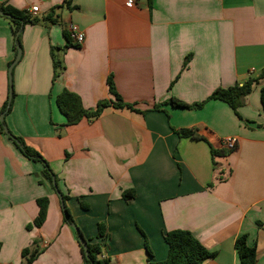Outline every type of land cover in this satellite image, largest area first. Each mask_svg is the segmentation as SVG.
I'll return each mask as SVG.
<instances>
[{"label":"crops","instance_id":"obj_1","mask_svg":"<svg viewBox=\"0 0 264 264\" xmlns=\"http://www.w3.org/2000/svg\"><path fill=\"white\" fill-rule=\"evenodd\" d=\"M1 6L37 7L20 36L5 125L48 163L84 239L95 240L102 223L110 264H145L146 246L152 259L164 260L162 235L181 229L214 253L203 264H239L234 241L246 235L255 264H264L263 81L237 114L218 100L199 110L163 104L170 97L201 102L264 67V0H135L131 7L124 0H0ZM69 24L85 35L77 47L63 34ZM16 51L11 23L0 16V110ZM108 76L140 112L108 107L92 122L64 126L60 92L93 109L111 98ZM180 129L204 141L178 138ZM225 138L236 139L235 149L212 157L210 147L221 151ZM124 190L133 198L124 201ZM40 197L49 200L45 221L27 229ZM31 256L30 264H82L42 166L0 130V264H25Z\"/></svg>","mask_w":264,"mask_h":264},{"label":"trees","instance_id":"obj_2","mask_svg":"<svg viewBox=\"0 0 264 264\" xmlns=\"http://www.w3.org/2000/svg\"><path fill=\"white\" fill-rule=\"evenodd\" d=\"M0 11L3 12V16L7 18L11 23L12 32L14 35V47L16 49L18 47L20 48V36L23 32L24 26L27 24H33L35 20L28 11L17 10L10 6H1ZM47 20H49L50 22H54L50 16L47 17ZM63 34L65 36L67 45H70L71 41L69 39L67 31L65 30ZM189 60L190 56H186L183 62V68L186 67ZM54 68H56L55 64ZM261 80L263 81V84L260 88V103L264 112V67L255 75H249L247 81L242 84H234L233 86L227 88L215 89L205 100L201 102L186 104L174 97H170L163 104H169L173 108L199 110L207 101L218 100L227 104L231 108V110L235 114H237L238 108L243 106L245 97L250 94L253 85L257 84ZM106 84L111 98L109 100L99 101L93 109H85L80 101V98L76 94L71 93L68 90H62L56 97V106L59 112L65 118L64 126L76 125L82 119H86L88 122H92L101 115L104 109L108 107H112L117 110L126 109L133 112H140L135 108L134 104H127L121 99V97L115 91L111 76H108V78L106 79ZM12 89L13 87L11 80L9 83V91L11 94L10 100H8L7 97L0 110V115H3V120L0 121V130L8 138V140L11 141V143L21 153L22 156L34 163H39L42 166V177L50 185L51 189L55 193L56 191L59 193L58 198L63 214V221L70 227L74 225L73 229L75 230L78 242V238H84L81 235L79 229L75 226V222L66 206V201L69 199V197L60 190L58 186L57 176L51 171L48 163L43 159V157L36 150L26 145L21 137L14 136L8 129L6 133L4 132V127H6L4 118L11 109L13 99ZM152 110H159L158 105H154ZM144 112L145 111H142L141 113ZM174 133L178 136V138H190L193 140L204 141V138L197 135L195 130L180 129L174 130ZM210 152L212 157H220L227 154L224 150L216 151L211 147ZM54 186H56V190L54 189ZM133 194V190H124L121 193V198L124 201H128L133 198ZM36 204L38 207L37 216L35 217L33 222L27 226V229L32 227L39 228L45 221L47 215V207L49 204L48 198L40 197L36 200ZM79 204L81 209H88V205L86 203L80 202ZM105 237L106 235L104 225L102 223H97L95 240L84 239L86 241L85 250L78 242L82 264H110L109 259L104 256L105 246L102 243V239H104ZM162 238L167 247V254L165 259L161 261L152 259V254L145 244L149 256V260H147L145 264H203L207 259L214 257V253L208 251L189 231L181 229L171 230L165 232L162 235ZM246 239V235H241L234 241V248L237 252L239 264H255V248L248 246L246 243ZM21 254L22 257H26V255L28 254V250L24 249ZM32 258L33 256L27 258L25 264H30Z\"/></svg>","mask_w":264,"mask_h":264},{"label":"built area","instance_id":"obj_3","mask_svg":"<svg viewBox=\"0 0 264 264\" xmlns=\"http://www.w3.org/2000/svg\"><path fill=\"white\" fill-rule=\"evenodd\" d=\"M134 3L135 0H124V4L126 7H131L132 5H134ZM36 11H37V7H31L28 12L30 13L31 16H33L35 15ZM66 31L73 45L79 46L83 43L85 35L83 31H81L76 25L69 24L66 27ZM220 146L222 150H224L226 153H229L235 149L236 139L225 138L221 141Z\"/></svg>","mask_w":264,"mask_h":264},{"label":"water","instance_id":"obj_4","mask_svg":"<svg viewBox=\"0 0 264 264\" xmlns=\"http://www.w3.org/2000/svg\"><path fill=\"white\" fill-rule=\"evenodd\" d=\"M3 15H4L3 12L0 11V16H3ZM20 56H21V49L18 47L17 48V51H16L15 58L12 61V63L9 65L8 70H7L9 83L11 81V71H12V68L19 61ZM10 96H11V94H10V91H9V93H8V100H10ZM2 120H3V115H0V121H2ZM4 132L5 133L7 132V128L6 127H4ZM53 184H54V181H53ZM54 189L56 190V186H54ZM56 194H57V196H59V193L57 191H56ZM72 228H74V225H72ZM78 242L82 246V248L85 250L86 249V241L84 239H82V238H78Z\"/></svg>","mask_w":264,"mask_h":264},{"label":"rangeland","instance_id":"obj_5","mask_svg":"<svg viewBox=\"0 0 264 264\" xmlns=\"http://www.w3.org/2000/svg\"><path fill=\"white\" fill-rule=\"evenodd\" d=\"M75 226L78 228V229H80L79 227H78V225L77 224H75ZM72 228V227H71ZM73 229V228H72ZM74 230V229H73ZM80 231V230H79ZM74 232H75V230H74ZM94 240V239H93Z\"/></svg>","mask_w":264,"mask_h":264}]
</instances>
